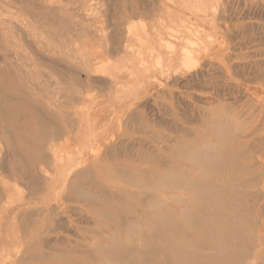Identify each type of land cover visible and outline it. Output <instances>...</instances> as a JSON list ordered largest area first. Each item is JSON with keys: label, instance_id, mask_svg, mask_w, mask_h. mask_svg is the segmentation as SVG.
Masks as SVG:
<instances>
[{"label": "rangeland", "instance_id": "1", "mask_svg": "<svg viewBox=\"0 0 264 264\" xmlns=\"http://www.w3.org/2000/svg\"><path fill=\"white\" fill-rule=\"evenodd\" d=\"M147 1L128 5L121 0H98V7L87 11L88 20L97 28H107L118 21L123 25V31L130 29L127 57L124 59L100 50V45L87 34L76 38L67 36L71 37L66 41L73 52L84 51L98 56L93 62L97 67L93 68L92 80L96 81V77L106 79L101 82L98 78L96 86L76 88L75 97L79 98L70 101L69 109L86 118H121L116 128L105 133L108 134L107 139L112 137L109 138L112 139L111 145H118L117 152L119 148L124 147V150L114 154L113 161L107 160V165L118 164L134 155L135 169L129 173L134 176L133 182L142 178L157 182L162 176H172L176 171L187 169L206 174V170L179 160V153L184 152L180 150L181 146L188 145L186 152L219 158L222 144L203 121L213 119V112L220 113L218 123L222 125L221 121L225 122L221 128L231 127L238 134L227 139V147L240 141L247 143L246 147L237 151V160L228 156L222 159L224 164L234 168L226 172L228 179L222 180L224 183L220 181L217 190L208 194L209 197L206 194L196 199L184 196L179 201L174 194L169 197L172 193L167 192L166 186L157 189L165 199L167 197L166 204L170 210L163 217L151 214L152 228L148 237L151 258H157L153 261L157 264H182L178 260L181 251L185 256L183 264H264V0ZM49 2L53 10L60 12L66 9V3L70 4V13L72 8H82L80 0ZM146 5L149 6L146 8ZM24 7H28L24 0H0V64L4 67L6 55L17 51L27 55L34 51L42 53L43 43L47 41L45 32L67 33L65 29L80 21L77 16L64 11L63 20L69 19L65 24L55 20L33 23L31 15L22 13ZM28 10L33 12L30 8ZM13 24L19 28L16 30ZM59 40L62 41L61 38ZM8 62L13 63L9 70L14 72L11 78L17 82L20 72L16 60L9 58ZM64 76L46 71L45 78L35 79L36 92L30 90L31 95L51 90L53 105L50 109L57 114L60 103L67 102L71 94L69 89L75 85L72 71H65ZM87 76L80 72L82 81H87ZM31 77L29 75L28 82H31ZM62 78L65 83H62ZM106 81L109 82L105 86ZM23 112L30 115L26 109ZM128 123L130 125L127 126ZM82 144L83 141L77 137L59 142L65 155L76 153ZM2 148L0 145V151ZM125 150L128 153L132 151V155L124 154ZM243 155L245 158H241ZM169 164L178 166L167 173L164 169ZM90 172L93 179L82 181L85 195L102 196L100 208L106 214L119 213L120 204L114 202L115 176L103 178L95 170ZM19 183L12 180L8 186V193L17 201L26 195V189ZM117 184H122V181ZM157 191L151 187L149 194L155 196ZM61 195L63 198L67 196L65 193ZM77 197V200L87 198L84 195ZM120 198L126 200L127 195L121 194ZM201 201H206L204 207ZM84 205L81 201L60 205L62 218L52 216V220L58 219L56 221L64 224L53 230L31 234L30 238H36L34 242L38 238L44 243L46 248L42 247L41 254H57L55 262L49 264L67 261L64 245L61 247L60 244L65 239L75 244L92 237L84 232L86 228L93 227L92 223L86 222L88 217L78 211ZM69 206L80 214H72ZM101 221L109 229L112 226L122 239H127L125 230L115 222L105 217ZM11 223L15 226L17 221ZM20 234L16 226L15 233L0 226V264H38V255L29 250L31 239L24 240L25 235ZM161 236L170 239L171 244L163 243L162 248ZM129 239L132 245L139 241L132 234ZM57 245V248L61 247L59 250Z\"/></svg>", "mask_w": 264, "mask_h": 264}, {"label": "bare ground", "instance_id": "2", "mask_svg": "<svg viewBox=\"0 0 264 264\" xmlns=\"http://www.w3.org/2000/svg\"><path fill=\"white\" fill-rule=\"evenodd\" d=\"M80 1V7L82 8L77 10L72 8V13H70V4L66 3V9L62 11L77 16L80 21L72 27H68L67 30L65 29L67 33L56 35L54 32H45L47 41L43 43L44 51L42 53L34 51L32 55H27L17 51L13 55L5 56L3 59L4 64H6L5 67L0 64V145L3 147L0 151V226L4 229L13 230V233H15L16 226L18 232L25 235V237L23 236L24 240L31 239L29 250H34L38 255V264L53 263L58 258L57 254H41L40 250L42 247H46L38 238L34 242L36 238H30L31 234L53 230L55 227L62 226L64 223L61 224L60 221H56L58 220L56 218H59L61 214L60 205L81 201L85 205L84 208L82 206L78 210L81 214L80 212L78 213L80 215L83 213L84 217H88L86 222L90 223V225L92 223V228L84 230L85 233H89L92 237H86L87 239H82L83 243L77 242L75 244L69 239L64 238V242H61L63 241L61 240L60 244H62L61 247L64 245L63 249L67 258V261L62 264H157V262H153L157 258L152 260L149 249L148 237L152 228L150 217L154 213L157 214V217L162 216L170 210L166 204L167 197L165 199L160 193L161 191H157V189H162V186H166L167 192L172 193L169 194V197L174 194L179 201H182L184 196H191L196 199L206 194L209 197L208 194H213L217 190L220 181L228 179L226 172L234 168L232 165L227 166L224 164L222 159L228 156L230 159L237 160L236 156L239 155L237 151L245 148L247 143L240 141L235 142L234 146L227 147V139L229 137L235 138L238 134L233 132L229 126L226 130L222 129L221 127L222 125L224 126L225 122L222 120V125L218 123L220 121L218 117L221 114L213 112V119H205L203 124L209 127L210 133L217 136L222 144H220L219 158H214L209 154L196 155L193 151L186 152L188 151V145L181 146L180 149L186 154L179 153V160L186 161L191 166L200 167L206 170L208 174L204 173V175H201L196 173L195 169H187V171H176L172 176H162L160 181L157 180V182L147 181L145 178L133 182L134 176L131 177L129 173L130 170L135 169L136 158L134 155L131 159L128 157L127 160L124 159L118 164L107 165V160L113 161V155L117 154L119 150H124L122 146L123 148H119L117 152L118 145H111L110 141L112 139L110 140L109 138L112 137L107 139L106 136L108 134L106 135L105 133L112 128H116V125L120 124L121 118H86L83 114L69 109L70 101L74 99L76 101L77 98L75 97V89L84 85L96 86V83H98L96 81L99 77H96V81L91 78L93 68L97 67L93 62L98 56L84 51L73 52L66 40H71V37L67 36L76 38L82 34H87L93 38L95 44L100 45V50L105 51L106 54L110 53L124 59L127 57V38L131 36V32L130 29L123 31L122 28L124 27L118 21L113 22L107 28H97V25L88 20L87 11L88 9L92 11L93 7H98V0ZM144 1L148 2L147 0ZM144 1L121 0V2L128 5H139ZM47 2L48 0H24L28 7L22 8V13L27 16L31 15L33 23L42 20L45 22L55 20L65 24L69 21L66 18H64L66 20H63L62 12L53 10L51 3ZM148 6L146 5V8ZM28 8L36 12L33 13ZM101 24L103 25V23ZM13 25H15L16 30L19 28L16 27V24ZM19 31L21 30L19 29ZM9 58L16 60L15 64L20 72L17 82H14V79L11 78L14 72L9 70L13 66V63L8 62ZM145 70L147 71L148 68ZM46 71L60 73L63 76L65 71H72L74 74L75 85L69 89L71 94L67 97V102L65 104L60 103L58 114L50 109V106L53 105L51 90L44 94L40 92L39 94L31 95L30 93V90H35L36 92L35 79L43 76L45 78ZM80 72L88 75L87 81L84 82L80 79ZM29 75L32 76L31 82L27 81ZM103 79L99 78L101 82ZM108 82L106 81L105 86ZM50 83L48 86H50ZM62 83H65L64 78H62ZM42 98H44V103ZM24 109L30 112V115H24ZM88 121H91V123H88ZM97 121L100 123H97ZM134 122L136 123V121ZM128 125L130 124L128 123ZM68 137H77L83 141V144L80 145L76 153L65 155L60 149L59 142L61 139ZM193 146H195V142ZM126 150L124 154L132 155L130 154L132 151L128 153ZM90 152L92 154H90L89 158L88 154ZM241 158H245V156L243 155ZM176 166L178 165L169 164L164 171L168 173L174 170ZM91 170H95L100 176H104L103 178L113 175L117 182L119 180L122 181V184L118 185L117 182L113 184L116 194L114 202L120 204L121 207L119 213L109 212L106 214L100 208L103 205L101 204L103 203L102 196L98 198V195L97 197L85 195L82 181L89 178L93 179V176H90L92 174ZM122 171L123 173H121ZM12 180L16 181V183L21 182L23 188L26 189L24 199H18L17 201L8 193L9 182ZM151 187H155L158 192L155 196L149 194ZM19 188L21 189V186ZM62 193L67 196L63 198ZM121 194L127 195L126 200L120 198ZM77 195H84L87 198H80L78 199L80 201H78ZM206 201H201V206L204 207ZM132 203H134V207H132ZM15 208L21 210L16 211ZM73 210L71 209L72 214H78L75 210L73 212ZM52 216H55L56 220L53 221ZM103 217L115 222L120 229L123 228L127 234L125 235L127 239H122L119 233L113 231L114 228L112 226L110 229L109 226H105L101 221ZM90 219L93 221L90 222ZM14 220L17 221V225L11 226V222ZM249 226H251L250 223ZM69 227L71 228L72 226ZM131 234L139 238L137 244H129V236ZM160 242L162 248L164 246H162L163 243L166 245L171 244L170 239L166 236H161ZM51 246L53 248V245ZM59 246L57 245L56 249L59 250L61 248H57ZM173 249H176V247ZM180 252L179 255H176L179 256L178 260L183 264L185 256L183 252Z\"/></svg>", "mask_w": 264, "mask_h": 264}]
</instances>
